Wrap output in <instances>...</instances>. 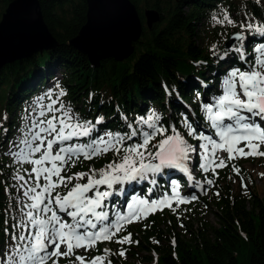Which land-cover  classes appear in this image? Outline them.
I'll use <instances>...</instances> for the list:
<instances>
[{
    "label": "snow or ice",
    "instance_id": "snow-or-ice-1",
    "mask_svg": "<svg viewBox=\"0 0 264 264\" xmlns=\"http://www.w3.org/2000/svg\"><path fill=\"white\" fill-rule=\"evenodd\" d=\"M211 22L240 31L223 51L215 43L209 48L215 62H223L224 72L218 93L206 101L199 91L195 93L203 124L196 119V111L186 106L191 116L182 111L179 119L168 120L155 109L134 118L119 112L124 131L102 130L105 116L82 117L64 100L68 92L59 82L25 108L26 115L12 137L0 122L4 136L0 155L10 161L0 165V177L9 170L0 179L6 198L0 206V264H60L65 258L68 264H113L110 256L126 259L123 247L116 252L105 248L91 257L78 250L89 252L104 242L139 244L127 231L128 225L166 208L179 222L182 205L198 201L197 192L207 195L216 186L217 169L228 168L239 158L264 157V42H253L264 38V21L247 13L236 21L221 9L213 13ZM199 83L207 88L203 81ZM162 86L168 96L176 92L174 87ZM7 119L5 114L3 121ZM221 152L226 155H218ZM109 153L107 162L96 168L94 161ZM86 161L93 162L87 170L72 171ZM232 171L246 191L240 168L232 164ZM173 172L187 178L191 193L182 192ZM212 195L219 198L221 193ZM176 243L173 238V248Z\"/></svg>",
    "mask_w": 264,
    "mask_h": 264
},
{
    "label": "trees",
    "instance_id": "trees-1",
    "mask_svg": "<svg viewBox=\"0 0 264 264\" xmlns=\"http://www.w3.org/2000/svg\"><path fill=\"white\" fill-rule=\"evenodd\" d=\"M12 1L0 0V20ZM39 1L44 21L59 46L55 50L37 53L0 70V122L9 129V137L21 126V117L26 115L25 108L50 89L49 83L56 82L68 92L64 100L70 101L82 117L94 120L98 115L105 116L106 125L100 126L102 130L107 127L113 131H124L120 127L123 122L119 112L134 118L137 114L145 115L149 110L155 109L164 120L169 117L179 119L180 112H188L186 106L190 102L191 109L197 113L196 119L203 124L197 109L200 101L196 103L195 93L199 91L205 101L218 93L224 68L223 62H215L209 52L210 47H196L198 34L196 27H193L195 21L224 8L232 14L236 11V17H244L247 11L250 18L264 21V0L259 3L256 0H131L143 24L148 9L158 12L159 24L152 30H147L144 26L140 41L134 45V54L127 60L116 62L114 59H106L98 66H93L86 56L68 45L86 23V0ZM239 31V28L232 29L225 40L228 41L234 32ZM226 42L219 45L221 51L226 48ZM253 42H264V38L256 37ZM245 46L251 52V44L245 42ZM197 61L207 63L198 65ZM201 81L207 84V88L200 85ZM164 84L170 89L174 87L176 92L168 96L162 86ZM75 101L78 103L75 104ZM5 114L7 121H3ZM188 114L191 116V112ZM3 140L4 136L0 132V142ZM3 150L0 149V153ZM110 156L111 153L108 157L96 159L94 166L101 167ZM250 160L255 163L262 160L264 166V157H251ZM8 163L9 159L0 155V165ZM92 163L86 161L78 164L72 171L87 170ZM232 164L244 173L241 174L243 178L249 177L245 176L241 159L232 161L231 169ZM8 175L9 170L5 169L4 177L0 179ZM171 175L181 181L188 194L193 191L183 174L173 172ZM136 190L141 191L140 186ZM226 193L225 199L217 201L220 208V213H217L219 228L202 225L198 233L192 232L189 241L180 240L179 236L174 237L177 242L175 248L168 242L172 239L168 240L160 230L162 225L180 223L182 216L203 207V203L207 201L197 192L199 200L196 204L181 206L179 222L176 215L166 208L140 222V237H137L133 227H127V231L133 234V239L138 240L139 244L121 246L109 242L108 247L111 249L118 245L129 251L132 246H138L157 252L156 263L146 257L139 264H264V198L260 199L251 192L238 196L231 190H226ZM247 201H251L249 209L246 206ZM5 202L3 186L0 185V206ZM185 208H190L191 211H183ZM125 234L126 232L120 233L121 236ZM2 236L0 230V238ZM153 240L159 243H153ZM105 246L106 244H98L96 249L90 251L91 255L102 252ZM109 259L113 261L112 256ZM60 264H68V259H61Z\"/></svg>",
    "mask_w": 264,
    "mask_h": 264
},
{
    "label": "water",
    "instance_id": "water-1",
    "mask_svg": "<svg viewBox=\"0 0 264 264\" xmlns=\"http://www.w3.org/2000/svg\"><path fill=\"white\" fill-rule=\"evenodd\" d=\"M86 2V23L68 45L86 56L93 66L106 59L123 62L130 58L143 34L135 4L131 0ZM145 18L149 30L160 21L158 12L152 9L145 12ZM232 36L225 47L234 43ZM58 46L44 21L39 0H13L8 5L0 20V70Z\"/></svg>",
    "mask_w": 264,
    "mask_h": 264
},
{
    "label": "rangeland",
    "instance_id": "rangeland-1",
    "mask_svg": "<svg viewBox=\"0 0 264 264\" xmlns=\"http://www.w3.org/2000/svg\"><path fill=\"white\" fill-rule=\"evenodd\" d=\"M224 9L227 10V8H224ZM219 12L220 11H217L215 13L218 14ZM229 13L231 15V18L236 21H241L244 18L243 16L236 17L235 15L236 11H233L234 14H232L231 12ZM245 13H247V11H245ZM212 15H208L207 17L204 16L202 17V19L195 21V24L193 25V27H196L197 29L196 33L198 34V37L196 35V41H195L196 47H201V46L211 47V45L214 43L217 44L219 47L221 43L223 42L225 43L227 41L225 40L227 38V34L230 31H232V29L235 30L236 28H238V27H231V26L221 27L219 25L213 26L211 22ZM146 22L147 20L145 18V24H143V28L144 26L146 27ZM198 45H201V46H198ZM54 85H55L54 83H49L48 88L52 89L54 88ZM195 100H196V97H195ZM198 102L199 101L196 100V103ZM45 103H48V101L45 100ZM77 103L78 101H75V104ZM189 106H191L192 108L191 102L189 103ZM191 142L196 143L195 141H191ZM218 155L224 156L226 154L221 152V153H218ZM250 158L251 157L239 158L243 162V165L241 167L243 171L246 173L245 176H249L248 178H244V181L247 184L246 191L245 189H242L240 186V183H239L240 177L236 176L234 172L232 171V169L230 168L231 167L230 164L232 162L229 163L228 168L217 169L219 173V179L216 180V186L213 187L207 195H203L200 193L201 198H205L207 202L203 203V207L200 208L199 210L191 214H185L184 216L181 217L182 219L180 223L184 224L183 228H181L179 226L180 223H177V222H172L171 224L167 223L165 225H162L160 230L163 232L164 236H166L168 240L179 236L180 240L189 241L192 238V235H193L192 232L194 231L195 233H198L202 225H208L207 227L219 228L220 222H219L217 213H220V208L217 205V201L221 199H225L227 197L226 190H231L233 194H235L236 196L251 192L252 194H256L260 199L264 198V177H261L260 175V173H264V166L262 164L263 161L258 160V162L255 163V162H252ZM241 174H244V173L241 172ZM195 175L197 176L198 179H201V180L203 179V177L200 176L199 173H195ZM208 175L210 176L211 174L209 173ZM230 176L232 177L231 180L229 179ZM233 180H235L236 182L234 183ZM185 191L186 190L182 186V192L184 193ZM215 191H220L221 195L219 198L212 195V193ZM193 203L196 204V202H193ZM205 205H207V207H205ZM246 206L249 209L251 207V201H247ZM131 227H133L134 231H136L137 237H140V235H138V232H139L138 228H141L140 222L132 223ZM168 242L171 243V241H168ZM160 245L163 246L162 243ZM108 246L109 245L105 246V248L109 249ZM118 249H120V246L118 245L111 248L113 252H116ZM128 250L129 251H126L125 253L126 259L123 257H119L118 255L112 256L113 264H129V263L139 264L141 260H146V257L151 258L153 263L157 262L158 255L154 249L149 251V250L143 249L138 246H132ZM154 252L156 253L155 257L153 255ZM78 254L86 255L88 257L94 256V255H91L90 251L84 252L83 249L78 250Z\"/></svg>",
    "mask_w": 264,
    "mask_h": 264
}]
</instances>
